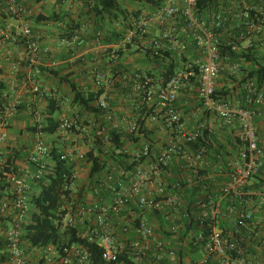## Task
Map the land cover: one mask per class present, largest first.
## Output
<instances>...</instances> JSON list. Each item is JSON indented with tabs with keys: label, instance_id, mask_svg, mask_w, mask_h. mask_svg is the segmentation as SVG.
Here are the masks:
<instances>
[{
	"label": "built area",
	"instance_id": "built-area-1",
	"mask_svg": "<svg viewBox=\"0 0 264 264\" xmlns=\"http://www.w3.org/2000/svg\"><path fill=\"white\" fill-rule=\"evenodd\" d=\"M196 3L197 0H164L163 7L132 20L131 28L120 44L125 51L128 45L137 40L138 48L143 53L158 55L165 52L180 60L187 59L175 75L162 83V87H151L144 99L150 107L155 108V112L146 119L147 125L159 126L170 134L167 144L154 156L153 161H149V148L143 146L132 153L130 162L135 164L129 171L108 165L92 181V187L82 189L83 197L79 198V164L85 162L86 153L72 147L65 149L60 157L74 163L71 185L65 186L64 191L68 192L71 200L77 201L74 207L61 209L66 213L58 214L56 224L61 228L80 229L79 236L97 244L102 251V260L107 263L117 262L125 250L130 251L133 264L175 259L178 232L185 230L182 219L189 218L182 200L184 187L180 183L170 185L168 182L171 178L169 168L175 159L182 162L181 169L193 175L188 177L187 186L203 184L194 197L193 216L199 230L204 227L209 235L203 238L200 232L195 240H184V245H196L205 239L202 258L195 264L210 261L213 264H264V192L249 189L254 177L264 179V137L259 134L256 125L257 116H264V90L259 89L254 81L246 84L248 109L214 98L222 73L227 71L228 75L235 76L239 70L237 63L230 64L227 69L224 67L219 52L223 39H230L231 50L240 52L238 43L250 42L254 35L263 33L264 14L255 11L246 2H231L213 11L206 20L199 21L194 15ZM17 5V0L6 1L7 11L15 17L20 15ZM254 12L256 14L253 16ZM152 26L158 30L155 35L151 32ZM38 38L28 25L22 26L17 35L0 30L3 45H16L20 39L23 40L27 60L31 68L35 66L32 93L45 97L50 93L41 88L37 79L40 73L37 66L42 53ZM61 43L68 47L73 44ZM189 45L195 47L197 58H188ZM194 66L198 68V76L192 71ZM18 72L19 66L14 65L12 74L15 76ZM192 77L196 80L202 114L214 116L228 131L238 130L241 149L227 158L226 172L218 162L210 165L208 146L191 147L199 140L204 141L206 132L215 133L209 121L202 118L197 126L189 129L176 108L178 96L191 86ZM100 83H105V78H97L96 86ZM20 106L21 101L16 97L0 113V126L3 128L0 130V146L8 139L5 129L7 121L19 112ZM98 106L109 110L106 95L100 98ZM67 112L60 119L57 136L65 138L71 133L80 140L88 139L86 137L90 136L91 130L80 127L79 115H67ZM34 118L40 129L41 114L36 111ZM111 125L128 132L137 128L136 120L129 115L114 119ZM99 126L92 124L93 128L99 129ZM99 140L104 144L109 143L105 129H102ZM50 153L44 136L37 135L27 156V163L32 169H17V175L5 181L10 186L12 199L5 197L0 200V237L8 264H30L21 244L22 224L31 210L33 184L44 175ZM142 158L147 159L141 161ZM4 165L5 158L0 155V174ZM205 167L212 169L213 173L200 175V170ZM204 182H207L206 186ZM63 198L66 199V196L63 195ZM148 214L153 217L149 219ZM158 215L172 236L163 239L156 234ZM254 247V253H251L249 250ZM43 251L47 255L58 256L52 246ZM148 252L152 259L146 258ZM65 253L60 258L62 264H91L89 252L82 245L72 246Z\"/></svg>",
	"mask_w": 264,
	"mask_h": 264
},
{
	"label": "trees",
	"instance_id": "trees-1",
	"mask_svg": "<svg viewBox=\"0 0 264 264\" xmlns=\"http://www.w3.org/2000/svg\"><path fill=\"white\" fill-rule=\"evenodd\" d=\"M6 1L0 0V18L13 19L15 16L7 11ZM79 1L82 4L80 17H85L89 20V22L86 20V23L92 25L98 43L112 46L107 48L103 53L107 59L104 57L100 58V64L103 65L100 76L104 78L106 73H108L105 77V83H100L99 86H96L95 80V85L93 86H79L75 78L71 77V73L64 75L69 65L66 67L53 66L51 69L44 70L39 68V71L57 79L60 84L70 90L72 94L70 104L80 110L77 114L81 118L80 127L91 130L89 137L92 138L87 136L86 138L88 139L85 140L86 144L90 146L85 154V163L89 165L87 183V187L89 188L92 187V181L95 177L108 165H113L118 170L122 169L124 171H129L134 166L135 163L130 162L132 154L126 149L127 146L136 147L138 150L143 146H147L149 148V161H153L154 156L167 144V142H162L163 139H161L159 126L147 125L146 119L150 114L155 112V108L150 107L144 99L151 87L155 85L162 87V83L175 75L187 59L180 60L175 55L165 52L158 55H154L152 52L143 53L138 48L139 43L137 40L132 45H128L125 51L120 47L127 31L131 28V21L136 20L143 14L139 5L154 10L163 7L164 0H129L130 4L139 8L137 10H128L117 0ZM68 2H74V0H57L58 5L62 6ZM220 3L221 0H197L194 7L195 17L199 21L206 20L213 11L219 8ZM255 14L256 12L252 15L254 16ZM66 18L71 19L67 13L61 12L60 14L52 13L46 18L36 17L33 21L35 24L42 22L47 24L57 23L61 27L60 40L74 43L80 39L79 37L83 33V26L85 24L80 21L74 22L71 20L65 24L64 20ZM0 29L8 31L3 25L2 20H0ZM230 41L226 37L222 41V45L219 48L221 61L226 69L230 64L237 63L239 70L235 76L228 75L227 71L222 73L220 81L222 78L223 85L222 87L218 86L214 98L231 102V98L237 96L240 101L239 107L248 109L250 105L246 102L245 86L249 81H254L259 89L264 90V62L254 54L255 48L253 45L249 48H243L242 43H238L240 52H233L229 45ZM19 43L24 44L23 40L19 41ZM115 46L119 47L114 48ZM136 53L143 55V59L139 63L141 66L139 69L138 67L132 68L121 64L125 55H134ZM106 68H109L108 72L107 70L105 71ZM93 70L95 69L93 68ZM192 71L195 76H198L197 67L194 66ZM97 72V70L94 71L93 79H95ZM195 81V77H192L190 79L191 86L187 89V91L189 89L190 91L178 96L176 102L177 108H184L179 105L186 98L193 101L196 108L199 107V104L196 103L198 92ZM7 90L8 86L0 80V113L9 103ZM33 95L38 96L34 93ZM104 95L107 96L109 110H104L98 106L100 98ZM40 99L46 103L45 110L41 113L42 118L39 123L41 128H38L36 121L33 122V117H35V112L38 109L32 107L30 110L32 122L27 128V132H30L33 137L42 134L45 139H52L49 145L51 153L49 161L45 163L44 175L33 184L30 200L31 210L22 224L21 244L24 250L26 247L43 250L52 246L56 249L60 259L72 246L82 245L89 252L91 264H133L129 257V250H125L119 256L117 262L107 263L103 261L101 248L97 244L90 243L86 239L81 238L79 236L80 229L61 228V226L56 224L58 214L63 215L66 213L61 209L68 206L74 207L76 204L77 200H71L68 197V192L64 191L65 186L71 185L75 167L74 163L69 160H61L60 157L65 149L57 141L59 140L57 134L60 129V119L63 115L61 103L64 97L58 95L57 92L51 91L50 96L45 95V97ZM121 109L122 111H127L131 119L136 120L137 128L135 131L128 132L125 129H115L112 127V121L122 115L120 113ZM21 110L24 111L23 106L19 107V111ZM94 123L100 125L99 129L92 127ZM102 129H105L108 133L109 143L107 144L99 140ZM78 134L81 135L82 133L78 132ZM165 134L167 140L170 135L169 131L166 130ZM34 141L35 139L33 143ZM159 144L163 147L159 148ZM199 145H206L210 148V165H215L218 162L225 172L228 170L226 165L227 158L236 154L241 149V141L238 134L236 135L233 131L222 132L220 135L206 132L204 141L199 140L191 145V147L195 148ZM22 150L10 152L5 157V165L0 174V200L5 197L12 199L10 186L5 181L17 175L16 163L20 160ZM146 159L142 158L141 161H145ZM181 164L182 162L173 160V164L169 168L171 178L168 179L170 185L180 183L184 187L182 200L189 215V218L182 219L185 230L178 232L179 240L175 241L176 257L174 260L164 258L159 263L147 261L145 264H195L202 258V248L205 245V239L196 245L192 243L184 245V240H195L200 232L203 238L209 235V231L204 227L201 231L199 230L198 224L194 223L195 216H193L194 197L198 194L203 184H200L198 187L187 186L188 177H192L193 175L185 169H181ZM199 173L204 176L210 175L213 171L209 167H205ZM219 180L225 179L219 178ZM204 185L206 186L207 182H204ZM249 189L264 192V179L260 176L254 177ZM82 192L83 190L79 191V198L83 197ZM63 195L66 196V199L63 198ZM147 217L151 219L153 215L148 214ZM157 219L158 227L155 230L156 234L163 239L172 236L166 231V224L162 217L158 215ZM254 249L255 247L250 248L249 251L254 253ZM151 256V253L148 252L146 258L152 259ZM6 261L5 248L0 237V264ZM207 264L213 263L210 261Z\"/></svg>",
	"mask_w": 264,
	"mask_h": 264
},
{
	"label": "crops",
	"instance_id": "crops-1",
	"mask_svg": "<svg viewBox=\"0 0 264 264\" xmlns=\"http://www.w3.org/2000/svg\"><path fill=\"white\" fill-rule=\"evenodd\" d=\"M117 1L123 6L126 4V0ZM231 2H246L255 11L264 14V0H221L219 7L227 6ZM18 4L17 8L20 11V15L14 17L13 19L0 18V20H2V23L8 32L13 35H17L19 29L24 25L30 26L33 33L38 35V42L42 53L41 62L39 66H37V69L39 70V68H42L44 70L51 69L53 66L66 67L69 65V67H67L68 70L64 72V75L71 73V77L75 78L78 85L82 87L95 85L94 81L97 80V78H100V74H102L103 65L100 64V58L104 57V51L112 46H106L98 43L96 34L93 32L92 25L90 23H86L87 21L89 22V20L85 17H80V9L82 7L80 1L74 0V2H68L64 6L58 5L57 0H19ZM146 8L150 10L149 12L156 10H152L148 7ZM61 12H65L71 17V19L66 18L64 20L65 24L70 22V20L74 22L80 21L85 24L83 26V33L79 37L80 39L75 41L69 47L62 45L59 38L61 27L57 23L47 24L42 22L40 24H35L33 21L36 17L46 18L52 13L60 14ZM157 31L158 30L155 26L151 27V32L154 35L157 34ZM20 41H22V39H20ZM251 45L255 48L254 54L260 58L262 62H264V31L261 35H254L252 41L242 43L243 48H249ZM116 47L117 46L114 48ZM189 51L191 52L188 57L190 60L195 57L196 54L198 55L193 45H189ZM142 59L143 55L140 53L125 55L121 64L132 68L138 67L139 69V67H141L139 63ZM14 65L19 66V72L15 76L12 74V68ZM34 68L35 66L31 68V65L27 60L26 50L22 44L3 45L0 42V80L8 86V101L17 97L21 101V106L24 108V111H19L13 118L7 121L5 129L8 133V139L2 146H0V155L5 158L10 152L24 149L21 151L22 155L20 160L16 163L17 169L24 171L32 168L28 163H24L23 152L29 154L33 147V140L36 139V136L33 137L30 132H27V128L32 122L30 110L32 107H36L41 114L44 112L46 107V103L40 99L42 97L39 98V96H34L31 90L32 80L34 78ZM93 68L98 71L95 79H93L95 71ZM106 70L108 72L109 68H106L105 71ZM107 75L108 73H106V76ZM37 79L41 88L46 90V92L50 93L51 91H54L61 97H64V102L62 101L61 103L62 112H67L69 110L67 109L69 106V100L71 101L72 96L70 90L60 84L57 79L52 78L44 72H40ZM222 85L223 83L221 78V81L219 80V87H222ZM188 91H190V89ZM188 91L186 89L182 93ZM233 98H236V103L240 104L237 96H233ZM196 103L199 104L198 99ZM179 106L184 107L183 109L176 108L178 109L182 117V121L185 123L187 128H194L195 125L203 118L200 108H196L195 103L188 100V98L183 100L182 104ZM70 111L74 114H78L80 110L78 108L71 107ZM125 113L126 115H129L128 112ZM205 116L207 115L205 114ZM34 121L35 119L33 117V122ZM214 121L217 120L210 115L209 123ZM256 125L259 134L264 137V116H257ZM2 129L3 128L0 126V130ZM159 132L161 133L165 131L160 129ZM215 134L220 135V133L217 132H215ZM76 138H73L72 141H77ZM48 140L51 141L52 139ZM57 141L63 146V138H59ZM78 149L81 150V147H78ZM126 149L130 151L131 154L138 150L133 146H128ZM151 190H153V188ZM25 253L30 264H62L58 256L55 257L47 255L42 249L26 247ZM3 264L8 263L5 262Z\"/></svg>",
	"mask_w": 264,
	"mask_h": 264
},
{
	"label": "rangeland",
	"instance_id": "rangeland-1",
	"mask_svg": "<svg viewBox=\"0 0 264 264\" xmlns=\"http://www.w3.org/2000/svg\"><path fill=\"white\" fill-rule=\"evenodd\" d=\"M126 4H124V6L128 9V10H137V9H139L140 8V10H141V12L142 13H149V9H147L146 7H142L141 5H139V8H137L136 6H133L132 4H130V1L129 0H126V2H125ZM5 48H7L6 46H4ZM190 54H191V52L189 51L188 52V54H187V56L189 57L190 56ZM198 57V55L196 54V56L195 57H193L192 59H195V58H197ZM236 98H231V103L232 104H234V105H236V106H239V104H237L236 103ZM71 101L69 100V108L67 107V109H69L68 110V112L66 113L67 115L69 114V115H71V114H73L74 115V113H72L71 111H70V109H71V107L72 108H75V107H73V106H71ZM125 112H127V111H122V109H121V111H120V113L122 114V115H124V114H126ZM201 112V111H200ZM119 113V114H120ZM121 115V116H122ZM203 115V118L204 119H206V120H208L209 121V117H210V115H207V116H205V114H202ZM214 117V116H213ZM114 118V117H113ZM116 119H118V117L116 118ZM199 124V122L195 125V126H197ZM209 126H210V128L214 131V132H217V133H222V132H227L228 130L227 129H225V128H223L222 126H221V124L219 123V122H217V121H214V122H212V123H209ZM154 127V126H153ZM237 128V127H236ZM160 130V129H159ZM236 133V135L238 134V130L237 129H235L234 131H233V133ZM162 134H161V139H163L162 140V142L164 143V142H167V140H166V134H165V132H161ZM75 139L76 138V136L74 135V134H68L65 138H63V148L64 149H67V148H72V147H76V148H78V147H81V151L83 152V153H86L87 151H88V145L86 144V141L85 140H80V138L78 139V138H76V140L77 141H72V139ZM161 139H159V141H161ZM45 141H46V144H47V146L49 147V145L51 144V141L50 140H48V139H45ZM128 147V146H127ZM161 147H163V146H161L160 144H159V148H161ZM30 149H31V147H30ZM128 149V148H127ZM24 150V149H23ZM129 150V149H128ZM23 157H24V163H27V156H28V154H26V153H24L23 152ZM88 171H89V166H87V164L85 163V162H83V163H80L79 164V173H78V183H77V188H80L81 190L83 189V188H86V186H87V183H88ZM157 229V226L155 225V230Z\"/></svg>",
	"mask_w": 264,
	"mask_h": 264
}]
</instances>
